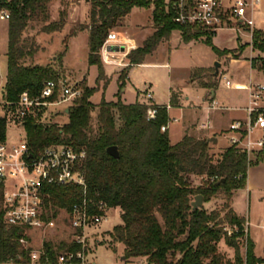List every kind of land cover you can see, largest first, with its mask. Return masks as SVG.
Returning <instances> with one entry per match:
<instances>
[{
    "label": "trees",
    "instance_id": "16d2710c",
    "mask_svg": "<svg viewBox=\"0 0 264 264\" xmlns=\"http://www.w3.org/2000/svg\"><path fill=\"white\" fill-rule=\"evenodd\" d=\"M90 1V24L86 28L89 30L88 62L97 68V87L85 88L83 95L67 108L68 121L63 126H43L33 117L25 121L28 146L34 153L53 144L72 145L87 153L84 163L87 188L48 187L50 203L68 211L84 200L90 205L104 202L111 208L120 209L122 223L109 233V239L111 246L124 247L126 261L144 260L146 264L264 263L263 258L256 256L255 243L250 236L246 252L241 254L240 240L245 238V221L232 208L234 193L247 187L249 169L264 161V152L255 160H249L246 153L229 146L215 159L210 154L213 145L208 138L185 135L179 142L171 143L169 132L161 130L169 122L167 106L156 105L157 115L149 120L148 105L125 104L120 92L116 95L117 102H106L105 99L99 105L91 102L102 82L104 90L109 85L101 54L112 31L135 7H153L155 30L141 47L127 55V67L119 77L120 90L125 88L131 68L144 64L147 56L161 43L171 39L173 32L179 31L186 43L205 37L208 45H212L215 34L202 27L175 23L174 14L167 11L165 0ZM50 3L51 0H0V12L10 14L6 101H17L25 91L37 98L47 81L60 79L51 66H25L22 63L37 52L35 40H31L29 47L24 44V34L32 21L49 19ZM65 17L66 14L61 13L60 20L46 25L43 31L48 34L62 31L66 26ZM253 47L264 53V33L260 30L253 33ZM217 85L218 76L212 74V81L206 88L214 90ZM56 99L57 94L52 100ZM170 105H177L175 96ZM97 109L98 131L94 136L91 122ZM7 129V119L0 116V141L6 139ZM111 147L118 148L119 159L108 154ZM192 176L203 178V184L193 186ZM214 177L218 180L211 182ZM221 194L226 199L222 210L209 212L205 207L193 210L192 202L196 196H203L204 204H208ZM2 204L0 187V263H27L30 250L20 244L24 231L5 223ZM91 210L97 212L93 207ZM226 226L236 227L239 232L229 237ZM222 241L234 249L233 261L219 251ZM68 247L61 243L57 250ZM54 248L53 243L46 244L52 261L56 257Z\"/></svg>",
    "mask_w": 264,
    "mask_h": 264
},
{
    "label": "rangeland",
    "instance_id": "374dc122",
    "mask_svg": "<svg viewBox=\"0 0 264 264\" xmlns=\"http://www.w3.org/2000/svg\"><path fill=\"white\" fill-rule=\"evenodd\" d=\"M165 2L168 4L169 0H165ZM90 11V0H51L48 6L49 19L46 22L42 19L32 21L24 34V44L29 47L31 40H35L37 52L33 58H27L22 63L25 66H51L59 74L60 79L68 80L69 84H77L82 91V95L85 88H96L97 69L94 66H90L88 62L89 33L86 31V28L90 24ZM152 12V7H135L130 15L125 18L123 29L112 31L111 38L115 39L117 33L122 32L124 29L133 31L136 26L147 25L152 18ZM61 13L66 14L65 28L57 33H45L43 28L52 22H58ZM8 24L7 21L0 20V83L2 84H5L7 79ZM151 25H154V22ZM151 27L149 26L148 28ZM75 32L77 33L76 35L69 37L70 34ZM178 34L176 33L171 43L169 42V44L165 45L167 48L160 47L158 53L156 54L155 52L156 56L147 58V66H144L139 72L133 74V84L140 88L150 87L153 84L152 89L147 88L139 95L140 103L146 105L150 103L156 105L154 100L150 102L145 101L147 100L146 93L148 91H154L160 102H166L169 92L173 89L171 98L172 96L176 97L177 105L171 106V110H168V125L169 123L171 124V130L170 132L168 130V132L172 143L179 142L181 137L185 135L196 139H202V137L216 138L218 144H212L213 147L210 150V154L217 159L229 147V142L225 138V131H227L233 119L243 118L244 112H225L220 110L207 113L205 110H201L200 107L205 108L207 105V103H203L208 92L206 85L211 83L212 74L216 71L215 64L219 63L220 57H228L223 64L226 66L230 59L240 58L243 55L246 45H240L238 49L233 51H226L234 49L237 46L238 35L230 30H223L212 38V45L206 44V38L201 37L190 41H199L192 48L182 45L184 48L178 49L176 48L180 43ZM171 45L174 46V49L169 51L168 49L171 48ZM131 51L127 52L130 53ZM256 51L258 52V50ZM258 54L261 56L264 53L259 51ZM112 58L117 60V63L107 64L103 60L107 78H116L127 67V60L122 54H117L114 57L112 56ZM259 58L256 61L258 64H260ZM224 69L223 66L220 67L219 73L222 74ZM251 69L250 62L243 59L230 65L227 76L220 75L218 77V85L215 88L216 100L223 107L241 108L247 105V92L228 88L225 84V77L230 79L234 84L243 83L249 85ZM253 74L254 80L252 83L264 86V70H253ZM191 81L194 82L191 83ZM102 86L99 87L98 96L91 99V102L95 105H99L102 99H105L106 102H108L107 100L114 99L117 92V83L114 80L110 83L107 90H104ZM123 89L120 90L119 84L118 92L121 95ZM136 94V89L130 85L125 98L129 103H132L136 99ZM185 97L188 98V101H186ZM67 108H69L67 105L50 106L35 116L34 119L43 126L52 124L63 126L68 121V115L65 113ZM0 116H5L1 104ZM97 116L98 109L92 114L91 131H93L94 136L98 131ZM174 119L178 121H174ZM208 119L211 122L212 130L209 132L199 131L198 126ZM15 125L18 124L13 120L8 121L7 138L12 143H17L25 135L23 129L17 128ZM252 160H255V157H252ZM248 176L249 182L247 181V187L234 193L232 208L237 216L245 221L244 226L246 222L250 224L251 239L256 244L257 254L260 255V258H263L264 165H260L259 167L258 165L252 166ZM191 182L193 186H199L204 181L201 177L192 176ZM225 202L226 199L221 194L210 203L204 204L203 207L209 212L222 210ZM121 223L120 209L109 214L108 220L98 228L99 233L103 236L101 237L103 241L99 246L93 248L90 254L91 260L96 261L98 264H116L121 261L124 247L118 244L111 246L109 239V233ZM37 238L39 239L40 237L37 236ZM244 243L245 238L240 240L242 255L245 254ZM39 246V244L33 245L34 248H39ZM219 251L227 259L234 260L235 251L228 247L225 241L219 244Z\"/></svg>",
    "mask_w": 264,
    "mask_h": 264
},
{
    "label": "built area",
    "instance_id": "2783aa9c",
    "mask_svg": "<svg viewBox=\"0 0 264 264\" xmlns=\"http://www.w3.org/2000/svg\"><path fill=\"white\" fill-rule=\"evenodd\" d=\"M263 0H169L167 11L174 14V21L181 26L202 27L213 34L226 28L246 26L250 30L253 46L254 20L253 16ZM0 20L9 21L7 11L0 12ZM107 46H109L107 44ZM102 52V58L107 64L117 63L112 54ZM254 60V61H253ZM252 62L258 64L257 59ZM261 68H264V57L259 58ZM228 88L246 91L248 102L241 109L244 117L231 122L225 138L229 146L239 152L246 153L249 160L264 152V86L250 83L249 85L234 84L225 78ZM5 84L0 83V104L8 121L13 120L17 128H22L25 135L17 143H12L7 136L0 141V187L3 191L2 209L4 221L10 227H19L24 231L20 244L29 252L27 263L9 261L0 264H98L90 259L94 247L102 243L99 233L100 226L106 222L111 208L106 203L96 204L84 200L82 204L74 205L71 210L56 208L50 203L51 194L48 187L80 186L87 188L84 163L87 153L84 149L72 145L53 144L41 152L34 153L28 146L25 121L37 116L47 107L71 106L81 97L82 91L77 84H69L68 80L59 79L47 81L37 98H32L28 91L21 93L18 100H5ZM57 94V99L52 98ZM148 102L153 100V93H146ZM146 105V104H145ZM150 107L148 119H155L156 105ZM170 107H168V110ZM208 112L226 110L216 99L207 102ZM174 121H178L174 119ZM170 125V123H169ZM169 125L162 127L165 133ZM209 129L208 122L201 125ZM218 180L217 177L211 182ZM91 207L95 208L92 212ZM250 224L244 226L246 252ZM264 232V225L262 226ZM229 237L237 234L236 227L226 226ZM37 236L40 238L38 239ZM53 243L56 251L55 260L48 256L46 244ZM65 243L69 247L58 251L57 246ZM39 244V248H34ZM76 249H71V247ZM116 264H146L144 260L119 261ZM264 264V263H261Z\"/></svg>",
    "mask_w": 264,
    "mask_h": 264
},
{
    "label": "crops",
    "instance_id": "0c3cea01",
    "mask_svg": "<svg viewBox=\"0 0 264 264\" xmlns=\"http://www.w3.org/2000/svg\"><path fill=\"white\" fill-rule=\"evenodd\" d=\"M152 10H153V7H152ZM125 20V19H124ZM124 20L119 24V26L117 28H115L114 30L117 31V29L121 30L123 29L124 27ZM253 20H254V30H260L264 33V0L262 1L261 5L259 6L258 10L256 11V13L254 14L253 16ZM153 22V16L152 18L150 19V22L145 25V26H142V25H139V26H136V28L133 30V31H130L129 29H124L122 30V32H119L117 33L115 39H112L111 36L108 40V45H118V46H124L126 48V51L124 53H113L112 56L114 57L115 55L117 54H122L123 57H127L128 53L127 51H131V50H135L139 47H141L144 43V41L152 35V33L154 32L155 30V27L154 25H151ZM149 26H152L151 28H148ZM144 28V29H143ZM113 30V31H114ZM223 30H230L234 33H236L238 35L237 37V46L234 48V49H231V50H226V51H233V50H236L239 48V46H243V45H246V48L244 49V53L242 56H240V58H236V59H230L228 61V64L225 66L223 65L224 64V61L225 59H228L227 56H224V57H220V60H219V63H220V66L222 67L223 66V69H224V72H222V74H218V77L221 75V76H227V74L229 73V70H230V65L233 64V63H237L239 62L240 60H243V59H246L250 62V65H251V74H250V83L253 82V77H254V74H253V70H256V69H261V70H264V68H261L258 64H253L252 60L253 59H257L258 57L262 58L264 57V54L259 56L258 52L256 51V49H254V47L251 45V35H250V30L249 28H247L246 26H240L238 28H226V29H222V30H219L218 32L220 31H223ZM88 33H89V30H86ZM151 31V32H150ZM217 32V33H218ZM176 33H179L178 34V38L180 40V43L178 44V47L176 48H184L182 47L185 46V47H193L196 45V43H198L199 41H192V42H184L183 39H182V35L179 31H175L173 32L172 36H171V39L169 41H166V42H163L159 45V47L157 48V50L155 51L156 54L158 53V50L160 47H165L167 48L165 45L169 44V42L171 43L173 37L176 35ZM216 33V34H217ZM215 34V35H216ZM214 35V36H215ZM174 46L171 45V48L168 49L169 51H171ZM155 52L149 56H147V58H152L154 56H156ZM249 56V57H247ZM146 58V60H147ZM145 60L144 64L142 65H138V66H135V67H132V69L129 71L128 73V76H127V82H126V88L123 89L122 91V101L123 103L125 104H134L136 102H139V95L142 91L146 90L147 88H150L152 89L153 87V84L150 85V87H144V88H140V87H136L134 84H133V74H135L136 72H139L144 66H147V61ZM127 66V64H126ZM95 67V66H94ZM96 68V67H95ZM97 69V68H96ZM220 72V71H219ZM97 77H98V71H97V76H96V80H97ZM119 77H120V74H118L116 76V78H111V77H108V79H110V83L114 80L116 81L117 83V92L114 96V99L112 100H107L108 102H116L118 99H117V94L119 93L118 91V87H119ZM226 78V77H225ZM228 79V78H226ZM230 80V79H229ZM194 81H191V83H193ZM244 82V81H242ZM109 83V85H110ZM104 85V83L102 82L100 86ZM108 85V87H109ZM131 86H134V88L136 89V99L132 102V103H129L127 101V99L125 98V94L128 90V88ZM239 85H244L243 83H239ZM97 87V85H96ZM107 87V88H108ZM103 88V86H102ZM107 90V89H106ZM180 90V89H179ZM208 92L206 94V97L204 98L203 100V103L206 104L208 101H210V99H216V89L214 90H210V89H207ZM100 91V90H99ZM99 91L93 96H98L99 94ZM172 91H174L173 89L169 92V95H168V100L166 102H160L156 96V93L154 91H152L153 93V100H154V103L157 105V106H168L170 107L169 110H171V105H170V100H171V94H172ZM246 92V91H245ZM92 97V98H93ZM186 101H188V98H186ZM147 101V100H145ZM221 105V104H220ZM222 106V105H221ZM223 107V106H222ZM201 110H205L207 113H211V112H208L206 110V107H200ZM226 108V110H222V111H225V112H234V111H241V109H243L244 107H241V108H229V107H224ZM236 119H239V118H236ZM235 119H233L234 121ZM208 122L210 124V128L209 129H202L201 128V125ZM206 122H202L201 125L198 126V129L199 131L201 132H209L210 130H212V127H211V122L210 120L208 119ZM169 132L171 130V124L169 125ZM183 137V136H182ZM181 137V139H182ZM204 138V137H202ZM206 138V137H205ZM208 139H211V138H208ZM170 140H171V136H170ZM172 143V141H171ZM173 144V143H172ZM260 165H264V161L260 164ZM258 165V167L260 166ZM250 170V169H249ZM248 175H249V172H248ZM251 180V179H250ZM248 182H249V176H248ZM249 184V183H248ZM249 190V189H248ZM249 233H250V229H249ZM251 238V236H250ZM255 243V242H254ZM255 253H256V256L259 257L260 255L257 254V247H256V244H255ZM264 258V257H263Z\"/></svg>",
    "mask_w": 264,
    "mask_h": 264
},
{
    "label": "water",
    "instance_id": "95a60500",
    "mask_svg": "<svg viewBox=\"0 0 264 264\" xmlns=\"http://www.w3.org/2000/svg\"><path fill=\"white\" fill-rule=\"evenodd\" d=\"M107 51L110 53H124L126 51V48L124 46H118V45H109L107 46ZM220 63L215 64V73L214 77H217L219 74V69H220ZM65 113H68V109H66ZM209 142L216 145L218 144V140L216 138H211L209 139ZM108 154L111 155L112 157L119 159L120 154L118 151L117 147H111L107 150ZM204 206V198L201 195H198L195 197V200L192 202V207L193 210H202ZM22 260V259H21ZM122 261H126L125 257L121 258Z\"/></svg>",
    "mask_w": 264,
    "mask_h": 264
}]
</instances>
